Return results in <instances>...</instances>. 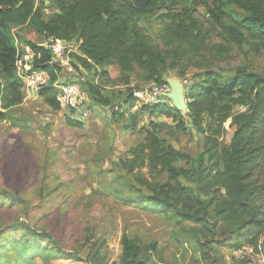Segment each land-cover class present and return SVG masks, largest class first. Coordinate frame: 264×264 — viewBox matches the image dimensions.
<instances>
[{"label":"trees","instance_id":"16d2710c","mask_svg":"<svg viewBox=\"0 0 264 264\" xmlns=\"http://www.w3.org/2000/svg\"><path fill=\"white\" fill-rule=\"evenodd\" d=\"M45 1L0 0V118L12 120L13 109L25 99L26 84L19 70L25 44L33 54L32 68L49 76L40 99L55 111L62 109L56 84L64 66L54 62L46 45L25 39L15 27L33 30L47 41L75 40L78 51L71 53V63L78 74L86 73L80 84L88 104L111 111L117 123L125 118L123 107L132 108L137 102L134 92L141 86L131 85L134 73L140 84L152 80L161 84L171 71L183 81L191 80L184 92L188 112L174 105L145 104L138 113L129 114L130 126L142 138L129 151L133 157L119 163V168L140 187L134 188L128 180L132 190L122 198L177 225L193 223L182 232L197 264H217L211 254L215 244L263 251L264 74L248 65L227 70L216 69L215 64L227 58L233 45L242 48L247 40L264 51V0H49V17ZM156 20L163 25L162 34H156ZM215 37L222 43L211 45ZM112 66L123 77L125 91L116 89L121 84L108 72ZM188 67L198 70L190 79ZM141 111L151 119L138 127ZM155 116L165 119H152ZM229 120L233 132L226 143ZM67 122L80 124L71 116ZM189 131L205 136L204 149L196 157L170 143ZM143 168L166 175L167 180L151 181ZM184 179L193 185L187 186ZM219 189L236 210L221 225L209 216ZM0 192L19 202L27 217L0 227V264L4 260L52 264L61 257L101 263L98 258L105 242H94V250L86 256L69 251L54 233L33 225L30 201L5 189ZM221 232L228 236H219ZM122 245L123 264L154 263L153 249H146L139 239L124 234Z\"/></svg>","mask_w":264,"mask_h":264},{"label":"rangeland","instance_id":"374dc122","mask_svg":"<svg viewBox=\"0 0 264 264\" xmlns=\"http://www.w3.org/2000/svg\"><path fill=\"white\" fill-rule=\"evenodd\" d=\"M42 1L45 0H37L38 3ZM45 3V16L49 17L52 7L49 0ZM200 11L205 13L204 8ZM155 27L156 34L163 33L164 28L159 20H156ZM15 29L27 40L44 45L49 41L33 30H19L18 27ZM70 43L60 81L80 82L86 73L83 71L80 75L74 70L70 55L77 50L78 43L75 40ZM159 43L162 48L166 47L162 40ZM210 43L217 45L222 41L215 37ZM26 46L27 50L24 48ZM23 48L25 52H31L27 44ZM31 59L32 57L26 60L24 57L23 65L19 68L20 74L25 66H30ZM240 65H248L264 74V51L256 50L253 42L247 40L242 48L233 45L227 58L218 61L215 68L228 70ZM107 70L121 84L116 89L125 91L123 77L119 75L117 67H108ZM197 71L188 67L187 78L190 79ZM174 77H177L175 72L168 73V78ZM140 82L134 73L131 85H140L143 88L148 83ZM148 101L149 97L146 96L143 101L134 102L132 108L123 107L125 118L117 123L111 111L88 104L87 100L84 103L86 111L83 108L72 113L63 107L60 111H55L44 104L37 93L25 88V99L20 106L13 109V119L0 118V190L5 189L30 201V221L33 225L54 233L69 251H80L86 256L94 250V242H105L98 258L101 263L94 264H123L124 234L139 239L146 249H153V264H197L193 260L196 255L193 247L188 242L189 239L183 238L182 232L184 227L195 226L193 223L183 222L177 225L161 213L128 203L122 198L126 193H131L128 180L134 188L140 187L133 182V176L127 179L126 170L119 168V163L123 164L133 157L129 151L142 138L130 126L129 114L138 113L145 104L154 105L146 103ZM167 105H173V102L168 101ZM238 110L245 108L240 107ZM70 116L80 124L70 125L67 122V117ZM150 119V116L141 111L138 127L147 125ZM152 119L165 118L155 116ZM229 124L230 120L225 123L228 129L224 138L226 143L230 142L233 132ZM170 143L196 157L204 149L205 136L189 131ZM142 171L151 181L167 180L166 175L155 172L151 174L147 168ZM183 181L187 186L193 185L189 179ZM235 211L223 190L219 189L210 210L211 221L221 225ZM26 218L24 207L0 192V227L23 222ZM219 236L226 238L228 235L221 232ZM247 248L256 252L253 246L245 245L243 249ZM239 253V250L221 244H215L211 252L217 259V264H250L246 251L243 254L245 258ZM256 253L264 260V248ZM1 264L15 263L4 260ZM52 264L89 262L61 257Z\"/></svg>","mask_w":264,"mask_h":264},{"label":"built area","instance_id":"2783aa9c","mask_svg":"<svg viewBox=\"0 0 264 264\" xmlns=\"http://www.w3.org/2000/svg\"><path fill=\"white\" fill-rule=\"evenodd\" d=\"M45 45L52 51L54 62H59L64 65L63 63L66 60V54L69 52L70 42L62 38H54L50 39ZM25 48L27 50V46ZM29 56L33 57V54L32 52L27 51L24 57L26 58V60H28ZM23 60L24 58L19 63V68L22 67ZM21 76L25 80L26 88L28 87L33 93L37 94H39L43 87L46 86L49 82V76L44 72L33 69L31 63L30 66H25L24 70L21 72ZM183 83L185 92L186 87L191 85L192 81L189 80ZM56 88H58L59 90L58 101L63 108L71 110L73 109L77 112H79V109L84 108L86 97L82 91L79 81L71 80L69 82H59L56 84ZM170 93L171 86L167 81L160 84L152 80L149 81L145 87L136 89L134 92V97L137 99V102L141 100L143 101L145 97L148 96L150 101L146 103L167 104L168 101H172L169 96ZM84 110L86 111L85 108ZM241 249H239V254L242 255V258H245L243 254L246 251V256L249 257L250 264H264L263 258L256 252L248 248L245 250Z\"/></svg>","mask_w":264,"mask_h":264},{"label":"water","instance_id":"95a60500","mask_svg":"<svg viewBox=\"0 0 264 264\" xmlns=\"http://www.w3.org/2000/svg\"><path fill=\"white\" fill-rule=\"evenodd\" d=\"M166 81L171 86V93L169 94V96L173 102L174 107L182 113L188 112V105L185 98L183 81L178 77L167 78Z\"/></svg>","mask_w":264,"mask_h":264},{"label":"crops","instance_id":"0c3cea01","mask_svg":"<svg viewBox=\"0 0 264 264\" xmlns=\"http://www.w3.org/2000/svg\"><path fill=\"white\" fill-rule=\"evenodd\" d=\"M70 44H71V43H70ZM76 48H77V50L74 51V52H77V51H78V44H77ZM30 58H31V57H30ZM30 58H29V59H30ZM29 59H28V60H29ZM70 61H71V60H70ZM63 66H64V65H63Z\"/></svg>","mask_w":264,"mask_h":264}]
</instances>
